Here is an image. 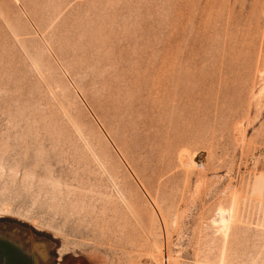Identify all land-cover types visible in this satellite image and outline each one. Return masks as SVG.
Returning <instances> with one entry per match:
<instances>
[{
  "label": "rangeland",
  "instance_id": "374dc122",
  "mask_svg": "<svg viewBox=\"0 0 264 264\" xmlns=\"http://www.w3.org/2000/svg\"><path fill=\"white\" fill-rule=\"evenodd\" d=\"M0 264H264V0H0Z\"/></svg>",
  "mask_w": 264,
  "mask_h": 264
},
{
  "label": "bare ground",
  "instance_id": "6f19581e",
  "mask_svg": "<svg viewBox=\"0 0 264 264\" xmlns=\"http://www.w3.org/2000/svg\"><path fill=\"white\" fill-rule=\"evenodd\" d=\"M223 215H225L224 213H222Z\"/></svg>",
  "mask_w": 264,
  "mask_h": 264
}]
</instances>
